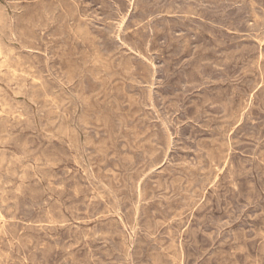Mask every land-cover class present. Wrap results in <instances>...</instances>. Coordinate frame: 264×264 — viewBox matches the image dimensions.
<instances>
[{
  "label": "rangeland",
  "instance_id": "obj_1",
  "mask_svg": "<svg viewBox=\"0 0 264 264\" xmlns=\"http://www.w3.org/2000/svg\"><path fill=\"white\" fill-rule=\"evenodd\" d=\"M0 264H264V0H0Z\"/></svg>",
  "mask_w": 264,
  "mask_h": 264
},
{
  "label": "bare ground",
  "instance_id": "obj_2",
  "mask_svg": "<svg viewBox=\"0 0 264 264\" xmlns=\"http://www.w3.org/2000/svg\"><path fill=\"white\" fill-rule=\"evenodd\" d=\"M7 52H9V51H7ZM35 82V81H34Z\"/></svg>",
  "mask_w": 264,
  "mask_h": 264
}]
</instances>
